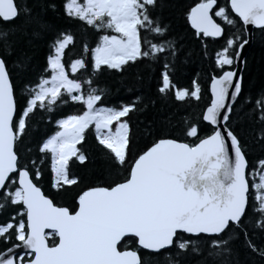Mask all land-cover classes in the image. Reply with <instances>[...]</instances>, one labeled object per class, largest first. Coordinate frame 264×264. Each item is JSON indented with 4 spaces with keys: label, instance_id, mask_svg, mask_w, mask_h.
Instances as JSON below:
<instances>
[{
    "label": "snow or ice",
    "instance_id": "6c2138e0",
    "mask_svg": "<svg viewBox=\"0 0 264 264\" xmlns=\"http://www.w3.org/2000/svg\"><path fill=\"white\" fill-rule=\"evenodd\" d=\"M165 6V0H61L59 8L56 0H0V264H264V156L252 167L248 161L250 145L264 152V87L255 99L245 96L240 68L255 35L247 26L264 33V0H193L184 8L202 58H209L205 38L223 40L206 90L198 71L187 87L176 79L191 53L157 13ZM50 12L104 33L94 46L83 38V55L68 65L74 78L64 57L76 37L71 27L50 22ZM237 18L243 31H229ZM37 41L48 48L39 72ZM140 63L158 68L154 94L143 91L137 75L118 83L132 98L106 106L111 86L96 85V75H123ZM81 71L87 75L75 78ZM205 91L198 119L185 120L180 106L199 103ZM69 102L83 111L60 116L57 130L37 140L38 124L53 123L55 106ZM158 103L159 118L145 125L155 138L139 147L131 114ZM165 106L172 110L165 114ZM40 112L46 115L37 122ZM234 116L258 126L251 139ZM174 120L183 139L168 131ZM203 126L209 131L200 135ZM92 129L106 175L84 184L72 166L89 158L84 144ZM46 161L58 195L78 189L71 205L38 186Z\"/></svg>",
    "mask_w": 264,
    "mask_h": 264
},
{
    "label": "trees",
    "instance_id": "16d2710c",
    "mask_svg": "<svg viewBox=\"0 0 264 264\" xmlns=\"http://www.w3.org/2000/svg\"><path fill=\"white\" fill-rule=\"evenodd\" d=\"M192 2L193 0H165L166 6L163 8L162 11L160 9H157V13L163 18V21L165 23L171 25L172 33L178 35L183 39L185 50L191 53V56L188 58V63L183 67V72L177 73L176 79L179 82V85L187 87L189 85L190 80L198 71L200 74V83L202 87L206 90L209 83V77L212 74V70L214 68V63L212 59L213 54L221 47V45L223 44V40L205 38L209 58H202L203 49L201 48L199 41L194 35V31L190 29V26L185 22L183 16L184 8ZM219 2L223 4L226 2V0H219ZM56 3L59 8L61 0H56ZM48 19L57 27H71V30L76 37L75 45L70 46L69 49L66 50L64 57V62L66 64V67L68 68L69 74L71 75V77H73L70 72V67H68V65H70L73 60H75L76 58H80L81 55H83V38L86 37L89 41L92 42V46H94V43L96 40H98L99 35L104 33H96L91 28L85 29V26L76 21L65 18L60 12H50ZM243 29L244 26L241 22L238 21L236 28L230 29L229 31H243ZM254 33V43L247 56V63L245 65L243 74L244 95L247 96L251 93L253 94V99H255L254 94L256 90L260 89L261 87H264V33H261L259 30H255ZM47 53L48 48L46 45V41H37L36 59L34 60V70L36 72L42 70V66L44 65V60ZM85 75L87 74L81 71L76 74L75 78L83 79ZM137 75L144 77L143 91H147L149 95L154 94L156 78L158 75V68L155 65H148L146 63L135 64L128 67L127 70L123 72V75H120L119 73H116L113 70H106L102 73H98L95 78V84L99 85L100 87L111 86L107 96L105 97V105L116 106L121 100H123L124 102H128L132 98L131 95L128 94L122 87H120L118 90V83L120 81L130 83L136 79ZM149 83H151L152 85L151 91H148ZM136 94L139 95L141 93L137 92ZM207 102L208 93L207 91H205L203 93L202 100L199 103L193 100L185 105H181L180 107L184 109L181 115L184 117L185 120H190L194 123L198 119L201 109ZM241 103L242 101L237 103V109L241 107ZM250 108L251 105L245 106L244 112L250 111ZM55 109V112L51 114L53 123H39V131L33 132V135L36 137L37 140H39L41 136L53 133L55 130H57L54 122L60 116H66L68 114H78L83 111L82 105L72 102H69L66 105H59L58 103V105L55 106ZM170 110L172 109H168L165 106V114ZM45 115V112L38 113L36 121L38 122L40 117ZM159 115V103L157 104L156 108L150 107L146 113L131 114L130 131L134 134L139 147H143L146 142L155 138L154 136H148L145 134V125L150 120L158 119ZM233 122H239L242 124L246 134L249 136V139H251L252 135H254V129L258 127L257 125H253L249 121L247 116H244L242 121H238L237 117L234 116ZM157 128H159V124H157ZM153 131L155 132L156 129H154ZM168 131H171L173 136H180L181 139H183L179 129L176 127L175 120L173 121L172 125L169 126ZM208 131L209 128L207 126H203V131L200 132V135H205ZM193 140L194 138H188L186 142L192 143ZM84 150L86 151L89 158L85 161L83 165H80L79 162H76L72 166V171H74L79 176L83 177L84 184L100 182L101 179L106 175L105 162L102 158L103 150L97 145V142L94 138V129L89 130L87 133L86 143L84 144ZM248 151V161L250 167L254 166L256 161L262 156H264V152H261L259 146L257 145H250ZM42 172V179L40 180L38 186H40L43 191L48 194L50 198H53L59 205H71L73 203L72 196L78 189H73L70 193L58 195L56 193V190L51 187L52 174L50 172L49 162L46 161V163L43 165ZM3 247V245H0V250H3ZM234 248L238 251L239 258L241 260H244L248 256V253L242 248L239 241L236 242Z\"/></svg>",
    "mask_w": 264,
    "mask_h": 264
},
{
    "label": "water",
    "instance_id": "95a60500",
    "mask_svg": "<svg viewBox=\"0 0 264 264\" xmlns=\"http://www.w3.org/2000/svg\"><path fill=\"white\" fill-rule=\"evenodd\" d=\"M247 28L250 29V30H253L255 32V29H253V26L249 25V26H247ZM253 43H254V39H253V42L250 43L248 46H246L245 49L243 50L242 56H243V58L245 60L247 59V56H248V54H249V52H250V50H251V48L253 46ZM240 68H241V70L243 71V74H244L245 65H240ZM41 190L43 191L42 188H41ZM46 231H50V230H46Z\"/></svg>",
    "mask_w": 264,
    "mask_h": 264
},
{
    "label": "rangeland",
    "instance_id": "374dc122",
    "mask_svg": "<svg viewBox=\"0 0 264 264\" xmlns=\"http://www.w3.org/2000/svg\"><path fill=\"white\" fill-rule=\"evenodd\" d=\"M66 71L69 73V71L67 70V68H66ZM69 77H70V78H73V77H71V75H70V74H69Z\"/></svg>",
    "mask_w": 264,
    "mask_h": 264
},
{
    "label": "flooded vegetation",
    "instance_id": "af4514ba",
    "mask_svg": "<svg viewBox=\"0 0 264 264\" xmlns=\"http://www.w3.org/2000/svg\"><path fill=\"white\" fill-rule=\"evenodd\" d=\"M67 68V67H66ZM67 70H68V68H67Z\"/></svg>",
    "mask_w": 264,
    "mask_h": 264
}]
</instances>
